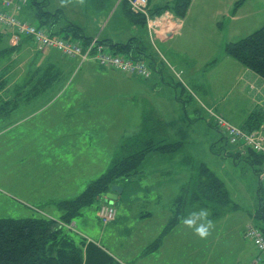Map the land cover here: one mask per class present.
Wrapping results in <instances>:
<instances>
[{"label": "rangeland", "instance_id": "obj_1", "mask_svg": "<svg viewBox=\"0 0 264 264\" xmlns=\"http://www.w3.org/2000/svg\"><path fill=\"white\" fill-rule=\"evenodd\" d=\"M48 3V11H63L67 20L88 35L100 33L104 37L112 32L120 38L131 27L130 14L121 13L122 10L113 14V7L104 0H85L83 5L71 0L66 6H61L60 0H48ZM234 3L232 13L240 9V15L250 16L246 25L255 24V13L264 10V0H235ZM34 8L25 17L34 25H40ZM23 13L19 17L25 19ZM261 27L264 25L260 24L256 30ZM142 39L151 45V52L159 63V40L151 44L146 34ZM7 43L3 37L0 51ZM35 51L25 42L20 51L0 56V77L5 82L0 88V219L60 216L54 202L79 197L122 157L128 139L136 137L141 142L160 145L181 142L183 146L170 154L151 152L147 156L143 173L126 183L127 198L115 203L118 210L115 223L104 225L101 222V200L74 219V232L88 241H99L105 248L129 247L128 264H158L150 263L153 257L136 262L144 252L134 234L136 226H140L137 213H153L150 225L154 230L165 227V212H169L171 204L182 193L181 188L195 180L201 167L206 166L225 185L230 209L220 218H214L208 210L214 228L206 239H200L192 229L186 231L181 225L183 231L180 232L189 233L190 237L187 241L189 264H249L253 261L257 256L256 248L251 240L244 239L243 232L247 226L263 225L253 218L259 203L257 171H261L262 165L252 160L250 151L242 159L227 157L222 132L214 123L209 124L214 121L208 112L211 111L244 129L250 117L258 112L253 107L254 102L235 87L233 69L223 64L220 74L210 72L206 90L212 102L206 105L207 112L199 106L201 103H196L197 99L202 101L201 88L198 91L190 88L192 92L182 97L185 102L161 103L158 73L152 71L147 80L157 89L147 90L142 85L143 80H129L120 76L124 74L112 71L102 73L94 62L84 63L77 72L79 64L71 63L66 78L64 75L56 89L45 96L25 103L19 101L16 107L14 103L3 105V101L12 99L9 96H13L15 84L24 78L22 82L26 81L30 66L39 59L60 56L54 51L35 56L33 54H38ZM165 77L170 84L178 83L173 75ZM174 92L182 94V89ZM172 93L166 90L164 96ZM31 94V91H23L19 97L23 100ZM82 104L85 107H81ZM184 109L189 116H184ZM195 109L197 112L192 113ZM168 112L176 115L173 122ZM261 195L264 199V192ZM201 208L195 204L188 214ZM145 241L148 246L154 238L145 237ZM152 255L155 253L148 257ZM120 259L126 261L122 256Z\"/></svg>", "mask_w": 264, "mask_h": 264}, {"label": "trees", "instance_id": "obj_2", "mask_svg": "<svg viewBox=\"0 0 264 264\" xmlns=\"http://www.w3.org/2000/svg\"><path fill=\"white\" fill-rule=\"evenodd\" d=\"M192 0H174L163 7L149 8L152 17L160 16L166 11L172 12L177 18L183 19L187 15ZM29 5L36 10L37 20L40 28H47L53 36H62L81 40L88 43L92 37L85 34L84 30L67 20L63 11H48V0H29ZM124 6L128 7L131 19L142 29H147V23L143 16L133 14L129 3L124 0ZM57 27V30H56ZM147 38V35H146ZM148 40V38H147ZM149 41V40H148ZM114 54L123 55L145 63L148 69L159 74V63L151 52V45L142 38H131L126 43H114L112 40H101ZM20 46V45H19ZM17 47L4 48L0 51V56L15 52ZM227 56L237 61L246 69L252 71L264 79V27L248 35L247 37L232 43H228L224 49ZM31 73L25 82L35 84L34 95L42 92V88L57 82L60 75L54 72V66L33 65ZM0 88L5 86V82L0 77ZM20 93V92H19ZM3 105H10L9 102H2ZM218 131H221L215 121ZM264 123V116L256 113L250 117L244 130L247 132L259 128ZM222 138L226 141L225 155L242 159L250 151V157L264 167V159L251 150L241 151L237 147L229 145L222 133ZM181 143L168 145L155 144L153 142H141L138 138L128 139L123 146V155L113 166L100 178L92 182L87 189L75 200L54 202L60 212V216H38L22 219H0V264H121L105 248L97 243L88 241L77 235L72 228V222L79 217L85 208L91 207L102 200L101 208L107 206L114 208L116 215L113 221L104 224L115 223L118 219L116 202L122 198H127L128 181L138 177L143 173L142 166L151 152L170 154V152L181 148ZM261 171H257L259 177ZM259 203L253 218L263 225H250L248 228H258L264 237V185L258 180ZM119 185L123 187V193L114 203L106 199V194L111 186ZM181 194L171 204L169 210L171 217L164 227L159 237L148 245L142 256H147L159 250L167 236L182 222L183 217H187L189 208L195 204L199 207L210 210L214 218L227 215L230 209V199L225 185L206 166H202L196 179H192L189 184L181 188ZM53 203V204H54ZM189 215V214H188ZM101 220V219H100ZM256 258V257H255ZM253 259V261L255 260ZM252 261V262H253ZM251 262V263H252ZM249 263V264H251Z\"/></svg>", "mask_w": 264, "mask_h": 264}, {"label": "crops", "instance_id": "obj_3", "mask_svg": "<svg viewBox=\"0 0 264 264\" xmlns=\"http://www.w3.org/2000/svg\"><path fill=\"white\" fill-rule=\"evenodd\" d=\"M173 1L174 0H159V2H156L155 0H149V8H160L165 6L166 4L172 3ZM234 1L235 0H192L189 11L185 18H178L181 21V29L179 31V34L168 36L166 38L163 35L159 36V100L161 101L160 98H163L161 103L165 102L166 104L170 103L171 105H174L180 102H185L182 97L186 96V92H192L190 88H194L197 91L198 88H201L203 93H201L200 91V98L203 102L197 99L196 103H201L199 106H201V108H203L207 112L206 105L212 102V100L209 94L210 92L206 90V87H208L206 80L208 78L210 79L211 73L220 74L222 71L221 66L224 64L233 69L232 72L236 74L235 80L233 82L235 87H237L241 92V95L248 96L247 98L254 102L253 107L255 111L257 110V113H260L262 116H264V79L259 77L252 71L246 69L241 64L240 67L237 64H234L238 62L227 56L224 51L225 46L228 43L236 42L237 40L239 41L240 38L243 39L244 36L252 34V30H256L258 26L260 27V24L264 25V10L255 13V24L246 25L245 21L247 20L246 23H248V18L250 16L247 14L240 15V9L235 10L232 13V7L233 4H235ZM104 2L110 3V7H113L111 11L113 14L118 10H122L121 13H124V11L128 13V7L124 6V0H104ZM31 9L32 7L28 5V7L21 12H24L23 15L25 19H21L31 23L25 17V14H27ZM105 10H107V8H105ZM108 12L111 13L109 10ZM261 20H263V22H260ZM130 26L131 27H128V33L126 35H122V37L120 38L117 37L118 35H115L112 32L106 34L104 37L103 34L100 33L98 35L85 34L92 38L95 36H99L101 40H112L114 43H126L131 38H142L143 36H145V34L148 36L147 29H142L140 25H138L132 19ZM3 37H6V39L8 40V43L6 45L7 47L5 48L13 47L10 44V32L5 28L0 27V43L2 42ZM25 42H29L35 51L32 42H30L29 39L25 38L22 40L20 46H18L16 50L20 51L23 48ZM33 55L42 56L40 55V53ZM73 62H76V65L79 64L77 60L70 61L60 55L59 57H48L43 61L39 59L35 65L39 66V64H44L54 66V72L60 75L59 80H61L64 75L66 78V72H69L68 67H70V64ZM233 64L235 65L234 67H232ZM33 67L30 66L28 68L26 72V78L31 73H33V71H35ZM99 68L102 69L100 70L102 73H110V71H112L120 75L119 72L113 69L104 68L101 66H99ZM81 69L82 68L78 66L76 72ZM97 69L98 68H96L94 72ZM223 72L226 71L223 70ZM96 73L100 72L97 71ZM166 75H169L170 77H172L173 75L178 79V83L170 84L166 81ZM120 76L129 80H132L133 78L139 79L126 75ZM23 80H25V78ZM59 80L52 83L51 85H48L45 88H42V92L38 95L35 94L34 97V92L32 91L36 88L35 84H32L29 81H21L19 83H16L13 89V96H9V98L12 99L6 100L4 101V103H14L13 105L16 107L17 104H19V101L25 103L30 102L40 96H45L50 90L56 89L57 84L60 83ZM143 82L144 83L142 85L145 89H157L156 86L149 84L148 81L143 80ZM180 89H182V94L174 92V90ZM166 90H171L173 93L171 95L164 96ZM23 91H31L32 94L28 95L29 97L21 100L19 96ZM81 107H85V104H82ZM196 112L197 109L192 111V113ZM168 113L170 117H172L171 121L173 122V117H176V115L172 112ZM183 114L184 116L190 115L185 109L183 111ZM164 115L167 116L166 113H164ZM188 120L191 123L194 122V120ZM162 168L163 167H161L159 171L162 170ZM171 215L172 214L170 210L169 212H165V220L167 218L166 223H168ZM137 216V225L140 226H136L137 228L134 230V234L138 238V243H142V250L144 251L147 247L145 246V237L149 238L151 236V238H154L155 241L163 231L164 227H159V230H154L152 228V225H150V223H152L154 219L153 213L140 212L139 215L137 213ZM181 225L183 224L181 223L167 236L161 248L155 252V255L149 257L148 255L138 257L136 262L139 263L140 261H144L145 259L153 257L152 260H150V263L155 262L158 264H189L191 258L187 241H189L190 237L188 238L189 233L188 235H185L183 232H180L183 231ZM188 229L189 228L186 227V231H188ZM91 241L94 242V240ZM95 243L105 248L99 241ZM105 250H107V252H109L121 264H128L126 256L129 255V247H120L118 249L109 247L105 248ZM121 256L125 258L126 261L121 260ZM133 264L135 263L133 262Z\"/></svg>", "mask_w": 264, "mask_h": 264}, {"label": "built area", "instance_id": "obj_4", "mask_svg": "<svg viewBox=\"0 0 264 264\" xmlns=\"http://www.w3.org/2000/svg\"><path fill=\"white\" fill-rule=\"evenodd\" d=\"M127 1L134 14L145 18L148 36L152 43L159 40L160 35L166 38L179 33L181 21L171 12L152 17L148 10L149 0ZM28 5L29 0H0V27L10 32L11 46H19L22 40L27 38L30 39L37 52L55 51L67 60H77L79 67L86 62L94 61L101 67L113 69L126 76L144 80L150 78L151 72L145 63L114 54L106 45L101 43L99 36L93 37L88 43H84L81 40L53 36L48 29L23 21L19 17V13ZM208 112L230 146L237 147L241 151L251 150L264 159V123L259 128L247 132L211 111ZM258 180L264 185V167ZM115 215L114 208L105 206L101 208L99 217L104 224H107L114 220ZM245 238L251 240L257 251V256L251 264H264V237L261 230L248 228L245 232Z\"/></svg>", "mask_w": 264, "mask_h": 264}, {"label": "clouds", "instance_id": "obj_5", "mask_svg": "<svg viewBox=\"0 0 264 264\" xmlns=\"http://www.w3.org/2000/svg\"><path fill=\"white\" fill-rule=\"evenodd\" d=\"M71 0H60L61 6H66ZM80 5L85 3V0H78ZM209 211L201 208L199 211L190 213L187 217H183L182 224L194 231L200 239H206L211 235V231L214 228V223L209 219Z\"/></svg>", "mask_w": 264, "mask_h": 264}, {"label": "water", "instance_id": "obj_6", "mask_svg": "<svg viewBox=\"0 0 264 264\" xmlns=\"http://www.w3.org/2000/svg\"><path fill=\"white\" fill-rule=\"evenodd\" d=\"M123 193V187L119 185H113L110 188V191L106 194V199L110 201V203H114L118 200V197Z\"/></svg>", "mask_w": 264, "mask_h": 264}]
</instances>
